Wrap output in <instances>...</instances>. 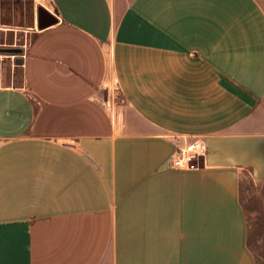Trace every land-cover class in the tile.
Returning a JSON list of instances; mask_svg holds the SVG:
<instances>
[{
	"label": "crops",
	"instance_id": "1",
	"mask_svg": "<svg viewBox=\"0 0 264 264\" xmlns=\"http://www.w3.org/2000/svg\"><path fill=\"white\" fill-rule=\"evenodd\" d=\"M31 5L0 48V264H264V0Z\"/></svg>",
	"mask_w": 264,
	"mask_h": 264
},
{
	"label": "rangeland",
	"instance_id": "2",
	"mask_svg": "<svg viewBox=\"0 0 264 264\" xmlns=\"http://www.w3.org/2000/svg\"><path fill=\"white\" fill-rule=\"evenodd\" d=\"M32 18L33 6L31 5V0H0V26L5 28L0 31V45H2L0 48H10L11 46H15L13 48H16L27 41L29 42L34 33L31 29L33 25ZM8 53L16 52H9L5 49L2 51L0 50V66H2L5 61H8L4 58V55H9ZM12 55L15 56L16 54ZM14 65L18 66L15 63ZM3 68L7 75L3 80H0V84H19V69L16 68L12 75L8 65L6 66L4 64L2 69ZM198 159L197 162L199 163L200 160Z\"/></svg>",
	"mask_w": 264,
	"mask_h": 264
},
{
	"label": "built area",
	"instance_id": "3",
	"mask_svg": "<svg viewBox=\"0 0 264 264\" xmlns=\"http://www.w3.org/2000/svg\"><path fill=\"white\" fill-rule=\"evenodd\" d=\"M4 27L0 26V31L4 30ZM23 56V55H22ZM24 58V56L22 57ZM3 141L0 140V145ZM205 148L202 143L196 140H191L182 146L177 147L173 154L170 156L168 163L173 169H191L198 167L197 159L204 157Z\"/></svg>",
	"mask_w": 264,
	"mask_h": 264
},
{
	"label": "water",
	"instance_id": "4",
	"mask_svg": "<svg viewBox=\"0 0 264 264\" xmlns=\"http://www.w3.org/2000/svg\"><path fill=\"white\" fill-rule=\"evenodd\" d=\"M43 13H44V12H43L41 9H40L39 12H38V21H39L38 23H39V27H40V28L43 27V26H42V22H43V21H41V20H42V15H43ZM44 15H45V13H44Z\"/></svg>",
	"mask_w": 264,
	"mask_h": 264
}]
</instances>
